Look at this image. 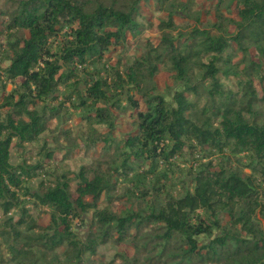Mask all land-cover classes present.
Wrapping results in <instances>:
<instances>
[{
    "label": "trees",
    "instance_id": "obj_1",
    "mask_svg": "<svg viewBox=\"0 0 264 264\" xmlns=\"http://www.w3.org/2000/svg\"><path fill=\"white\" fill-rule=\"evenodd\" d=\"M215 1L217 20L206 26L179 0H13L0 12L11 17L0 22L1 32L8 33L0 43V58L7 60L0 69V210L6 216L20 212L10 229H0V238L21 239L24 229L32 232L22 245L6 244L11 262L93 264L99 246L130 239L135 257L133 262L122 257L123 262L140 264L148 244L139 245L141 230L154 225L163 231L149 249L159 254L156 264L161 257L162 264H264V187L252 174L224 165L214 169L209 161L188 168L191 187L172 191L173 160L198 147L247 151L254 157L252 172L264 175V112L257 110L264 103V0H236L238 19L222 12L223 4L235 0ZM144 4L167 12L155 25L159 40L147 41L139 57L110 65L107 54L125 51L130 38L151 24V9L145 11ZM176 16L190 21L189 31L180 29ZM97 63L103 67L89 72L80 88L79 66ZM161 65L180 82L172 101L156 91ZM69 101L90 129L86 148L104 145L76 179L63 174L43 190L26 188L33 206L49 209L50 222L42 226L30 219L19 192L48 163L14 164L12 149L28 153V144L42 138ZM120 113H128L135 126L112 141ZM53 154L46 151V160ZM120 182L131 194L151 198L146 213L99 207ZM92 209L91 231L80 239L74 220ZM201 235L210 240L202 243Z\"/></svg>",
    "mask_w": 264,
    "mask_h": 264
},
{
    "label": "rangeland",
    "instance_id": "obj_2",
    "mask_svg": "<svg viewBox=\"0 0 264 264\" xmlns=\"http://www.w3.org/2000/svg\"><path fill=\"white\" fill-rule=\"evenodd\" d=\"M13 0H0V12L6 10L9 7ZM186 3L187 7L191 10L194 15H200L202 23L206 26L208 25V21H216L217 18L215 16V10H213V6L217 3L215 0H179ZM229 2V1H228ZM176 3V0L175 2ZM180 3H177L179 5ZM150 10L149 22L151 24H147L145 28L142 30V34L137 35L136 37H131L129 43L127 44L126 50L122 51L120 49H115V51H111L107 54L108 58H111L109 64H116L118 59L120 58L123 62L127 61L130 57H139L146 51L145 43L147 41L157 42L159 40L160 32L156 29V23H158V19L162 15H166L167 12H162V10L155 8L154 5L144 4V10ZM238 11L239 6L238 3L233 1L230 6L224 5L222 6V12L226 18H234L238 19ZM6 15V14H5ZM3 15L0 13V22L4 20H11V17L8 15ZM176 21L180 25V29L184 32L189 31L188 25H190V21L176 16ZM2 23V22H1ZM229 30L231 32L235 31V25H230ZM8 33H2L0 28V43L4 44L6 41ZM56 48V46H55ZM254 53V50H252ZM107 58V59H108ZM241 58V54H239L236 60ZM106 59V58H105ZM119 59V60H120ZM108 61V60H107ZM106 61V62H107ZM7 60H1L0 58V69H2ZM103 67V64L97 63L95 65H88L87 67L79 66V76L78 79L81 82L80 88H83V82L85 77L88 78L87 74L90 72H94L95 68ZM174 74L167 70L163 65L159 72L154 77V84L156 86V91L160 94H163L168 100L172 101V93L175 89L180 88V82L174 79ZM225 83L228 85L236 86V82L234 80L224 79ZM12 89V85L9 84L7 86V91ZM125 97V96H121ZM54 105H57V102H53ZM68 107V109H66ZM0 110L3 111L0 107ZM257 110L264 112V103L259 104L257 106ZM61 115L59 117L53 118L50 120V127L43 134L42 138L39 141L30 142L28 144L26 153L23 151L22 147L14 146L12 149V163L14 164H37L46 161L48 166L44 170V173L37 177L30 179L25 182L24 190H21L20 198L28 202L27 207L30 209V219L36 220L40 225L47 226L50 222V213L48 208H37L33 206L34 198L30 194H28L27 189L29 191H37L43 190L46 184L51 182L54 183L58 178H62L63 174H67L69 178L76 179V175L79 172V169L82 165L93 161L94 158L100 157L101 153L98 151L102 147L103 142L100 141L97 149L86 148L85 141L88 135H90V129L86 127L85 122L82 119L80 109H76L72 106V103L69 101L65 107H61L60 111ZM117 113V112H116ZM118 116L115 120L116 126L113 130L112 141H120L123 137L134 129L135 124L133 123V118L129 116V114H123ZM99 130L106 132L108 127L104 124L96 125ZM15 144V142L13 143ZM115 146V142L112 143V148ZM53 151V157L46 160L45 152ZM182 157L174 159L175 163L174 167L170 170L171 181H172V191L173 193L180 194L185 191V188L192 183V175L190 174L188 168L191 165H195V167H201L203 165H207L209 161H212V167L214 169H220L222 165L226 168L230 167L233 169H237L242 173L252 174L254 178H256V183L258 187H264V175L258 172H252L251 165H254L253 155L247 151H239L234 152L233 147L226 149L225 151L218 150H203L201 147H198L195 153L192 155L190 150H187ZM47 171V172H46ZM44 182V185H43ZM147 186V185H146ZM72 187H75V183H72ZM148 187V186H147ZM153 198V196H152ZM151 198L143 197L139 193L131 194L127 190V185L125 183L120 182L117 185V188L111 193V196H103L99 207L103 208L106 206H110L113 210L118 213H124L128 211H144L146 213L148 211V205L150 203ZM147 209V210H145ZM93 214L94 209L89 210L87 212L82 213L81 218H77L73 223V230L77 234L80 239H85L88 233L91 231L92 222H93ZM223 218V222L226 223L229 218L227 215H221ZM20 212H14L12 215H3L0 210V229L3 227H7L10 229L11 224H15L16 220L19 219ZM11 218V219H10ZM25 227H20L23 229ZM163 231L157 226L151 225L149 227H145V229L141 230L144 238L139 242V245L145 246L147 244V250L141 254L139 259L140 264H156L157 257L159 254L153 252V250H149L157 243V237ZM32 233L28 229H24L21 235V239H15L13 236L6 235L5 238H0V244H2V250L0 254L1 258L6 259V263L0 264H17L15 262H11L9 260L10 254H8L5 249L6 244L17 243L18 245H22L27 241V236ZM219 233L216 231L215 234ZM117 236V235H116ZM200 241L206 243L210 240V237L206 235H201L199 237ZM162 245V242H161ZM131 243L130 239H127L123 242L115 239L106 244H103L98 247L97 259L93 264H124L122 257L126 258L127 262H133L135 255V248ZM162 250L159 248L158 251ZM65 251V247L58 250V253L62 256ZM160 258V257H159ZM163 258L161 257V263L163 262Z\"/></svg>",
    "mask_w": 264,
    "mask_h": 264
}]
</instances>
